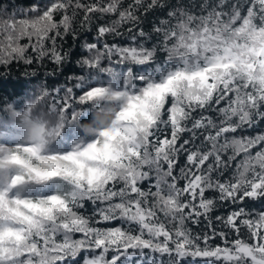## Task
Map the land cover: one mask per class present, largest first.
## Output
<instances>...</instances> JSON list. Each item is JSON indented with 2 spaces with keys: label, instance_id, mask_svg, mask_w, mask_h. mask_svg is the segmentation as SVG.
Here are the masks:
<instances>
[{
  "label": "snow or ice",
  "instance_id": "6c2138e0",
  "mask_svg": "<svg viewBox=\"0 0 264 264\" xmlns=\"http://www.w3.org/2000/svg\"><path fill=\"white\" fill-rule=\"evenodd\" d=\"M32 2L0 16V65H62L63 40L95 30L78 63L126 75L41 85L38 102L75 119L119 76L121 95L140 84L142 123L64 189L12 201L0 185V264H264V0Z\"/></svg>",
  "mask_w": 264,
  "mask_h": 264
},
{
  "label": "clouds",
  "instance_id": "9594fccd",
  "mask_svg": "<svg viewBox=\"0 0 264 264\" xmlns=\"http://www.w3.org/2000/svg\"><path fill=\"white\" fill-rule=\"evenodd\" d=\"M80 68L82 74L74 79L81 83L89 78L111 81L112 72L126 75L123 65L115 62L92 68L80 64ZM108 68L112 71H106ZM104 87L105 93L94 97L88 107L75 110L80 113L75 119L52 111L51 98L47 103L38 102L40 88L28 97L0 101V185L6 199H29L56 185L64 189L68 173L76 178L87 176L107 166L112 150H124L135 142L142 117L141 106L132 98L140 95V84L129 87L127 96L120 94L124 89L119 76L114 85ZM105 132L107 135H101ZM51 172L60 178L51 182L39 179Z\"/></svg>",
  "mask_w": 264,
  "mask_h": 264
},
{
  "label": "trees",
  "instance_id": "16d2710c",
  "mask_svg": "<svg viewBox=\"0 0 264 264\" xmlns=\"http://www.w3.org/2000/svg\"><path fill=\"white\" fill-rule=\"evenodd\" d=\"M129 2L130 0H124L125 5ZM30 6H35L32 0H0V16L16 15L19 18ZM158 15L159 13L151 14L148 22L154 21ZM124 39L123 37L114 39L111 36L107 37V40L112 43H123ZM95 40V30L78 31L77 36L66 37L63 40L62 49L68 53V58L62 65H55L48 59L43 62L34 61L31 65H25L22 62H13L8 66L0 65V101L22 95L28 97L41 85L55 94V88L71 84L75 76L82 74L78 63L84 51L82 45ZM228 210L226 206L221 211Z\"/></svg>",
  "mask_w": 264,
  "mask_h": 264
}]
</instances>
